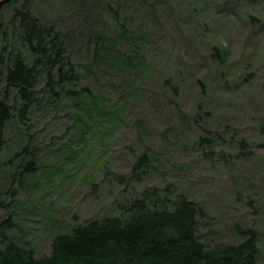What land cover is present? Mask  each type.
Returning <instances> with one entry per match:
<instances>
[{
    "label": "rangeland",
    "instance_id": "rangeland-1",
    "mask_svg": "<svg viewBox=\"0 0 264 264\" xmlns=\"http://www.w3.org/2000/svg\"><path fill=\"white\" fill-rule=\"evenodd\" d=\"M87 1L31 0L39 18L58 19L68 36L67 54L80 73L72 84L76 89H98L84 70L92 60L94 32L104 24L109 36L118 29L102 9L82 11ZM93 1L113 10L119 4V22L129 31L147 32L153 41L152 47H146L152 68L143 87L149 98L124 117L127 125L118 124L115 131L98 138V133L83 140L73 137L70 112L60 106L37 110V103L26 127L16 119L10 121L0 154V220L11 218L13 228L8 234L39 258L50 253L60 232L118 215V206L145 188L168 184L176 194L203 205L207 218L199 230L202 239L237 244L241 241L237 225L254 229L260 248L258 264H264V174L260 170L264 149L255 155L262 147L259 130L264 122V0ZM10 16L2 10L5 26ZM118 47L129 53L135 48L129 39L121 40ZM222 60L225 67L216 63ZM237 70H243L244 77L229 87L223 79ZM100 82L101 86L108 83L105 77ZM110 96L100 93L109 110L117 103ZM0 98L10 104L15 99V91L6 90L1 79ZM203 98L212 109L203 108L209 114H201L194 125L190 120L186 127L178 110L193 118ZM139 123L141 132L136 129ZM24 128L35 156L16 159V152L27 142ZM200 137L217 139L215 153L204 154ZM145 146L157 153L154 168L142 171L140 182H118L120 175L130 176ZM73 155L79 157L77 162ZM32 158L38 172L19 175Z\"/></svg>",
    "mask_w": 264,
    "mask_h": 264
},
{
    "label": "trees",
    "instance_id": "trees-1",
    "mask_svg": "<svg viewBox=\"0 0 264 264\" xmlns=\"http://www.w3.org/2000/svg\"><path fill=\"white\" fill-rule=\"evenodd\" d=\"M107 7L109 5L99 1L88 0L81 8L84 12L102 9L118 27L110 36L105 33V24L94 32L96 44L92 60L84 65V70L98 89L91 86L72 88L80 73L67 54L68 36L61 30L58 19L39 18L31 0H12L3 7L11 16L6 26L2 23L0 28V79L6 90L15 91V99L10 104L6 98H0V154L6 145V125L16 119L20 126L26 127L37 103V110L51 105L66 108L72 120V136L83 140L94 133H98V138L103 133L113 132L118 124L127 125L124 117L149 98L143 87L152 68L146 47H152L153 41L148 40L147 32L138 28L129 31L127 25L119 22V4L116 10ZM152 11L155 12L153 7ZM249 18L254 19L253 16ZM124 39L134 44L132 52L118 47ZM216 63L225 67L224 60ZM244 74L243 70H237L235 75L233 71L226 74L223 82L229 87L237 85ZM103 77L108 83L101 86ZM107 85H111L110 88ZM100 93L111 94L109 99L117 102L111 110ZM203 108L212 109L204 98L199 101L198 113L193 118L178 110L181 123L187 127L189 121L194 120L192 124H196L201 114H209L202 112ZM141 126V123L136 126L139 132ZM23 134L27 142L19 153L16 152V159L29 154L35 156L36 149L31 147L25 128ZM198 140L205 155L215 153L216 138L200 137ZM259 142L262 147L257 148L255 155L264 149V122L260 125ZM154 152L145 146L130 176L120 175L118 182H140L142 173L154 168L157 159L153 158ZM236 156L237 162H242L243 158ZM72 158L74 162L79 160L75 155ZM262 165L260 170L264 174L263 160ZM22 169L19 175L30 176L36 174L39 167L32 158ZM118 210V215L89 220L68 232H60L52 241L50 253L39 258L32 248L19 244L8 234L13 228L11 218L0 220V264H258L260 248L254 229L237 225L235 231L241 239L237 244L202 239L199 230L207 218L203 205L184 194H176L168 184L164 188H145L129 202L119 205Z\"/></svg>",
    "mask_w": 264,
    "mask_h": 264
},
{
    "label": "water",
    "instance_id": "water-1",
    "mask_svg": "<svg viewBox=\"0 0 264 264\" xmlns=\"http://www.w3.org/2000/svg\"><path fill=\"white\" fill-rule=\"evenodd\" d=\"M12 0H0V28L2 26V10L3 7L8 4L9 2H11Z\"/></svg>",
    "mask_w": 264,
    "mask_h": 264
}]
</instances>
